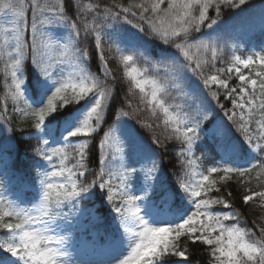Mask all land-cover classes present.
<instances>
[{
    "label": "snow or ice",
    "instance_id": "snow-or-ice-1",
    "mask_svg": "<svg viewBox=\"0 0 264 264\" xmlns=\"http://www.w3.org/2000/svg\"><path fill=\"white\" fill-rule=\"evenodd\" d=\"M247 3L0 0V17H10L7 22L0 20V79L6 89L0 101V121L10 124V100L15 114L32 121V135L42 145L34 148V157L39 159L32 164L38 169L30 185L33 199L25 202L20 196L0 192V251L15 258L0 256V264H68L64 259L69 255L66 237L58 229L74 211L94 216L95 209L81 207V201L97 191L104 193L115 214L116 234L110 237L107 264H190L189 243L207 246L209 264H264V221L253 229L246 221L242 225L240 212L227 198L232 191L226 196L213 195L235 177L243 203L256 201L264 208V50L247 57L233 54L227 67H217L222 49L211 39L195 35L211 36L222 23V8L238 9ZM69 4L74 15L68 13ZM210 10L215 11V17L209 15ZM109 20L128 25L165 46L162 55L171 60L175 77L187 80L189 74L198 76L211 100L219 102V89H223V96L230 101L231 109L223 104L219 107L231 124L216 122L205 129L206 110L193 107L185 111L180 105H168L163 98L166 85L147 77L148 70L139 68L133 55L117 49L124 76L132 86L129 92L138 89L141 102L147 103L153 115L160 110L165 128L171 131L168 138L183 146L178 158L187 155L189 159H181L182 166L193 165L190 157L202 134L215 140L218 161L206 172L185 173L198 178L177 175L174 187L162 181L152 147L160 140L153 133L151 144L142 143L125 119L135 117L138 110L130 113L116 108L120 101L115 87L108 83L112 73L105 57L104 37L116 39L125 47L144 44L119 29L104 33L105 26L111 27ZM260 20L264 30V9ZM53 26L66 29L67 34L56 35ZM81 37L86 42L90 39L91 46L81 47ZM93 62L96 71L92 70ZM233 73L239 82L236 86H230ZM172 86L179 90L175 80ZM128 107L132 108L131 103ZM110 117H114L111 123ZM232 126L242 141L232 138ZM4 130L16 131L11 126ZM51 143L60 146L50 147ZM92 161L98 171L89 170ZM146 161L151 162L150 167ZM7 171L8 162L0 150V174ZM141 174L143 182L134 192L133 178ZM214 174H219L218 180L212 179ZM253 180L260 190L250 187ZM20 182L29 186L23 177ZM216 205H222L224 211H218ZM96 219L100 221V217ZM172 257L180 259L173 261Z\"/></svg>",
    "mask_w": 264,
    "mask_h": 264
},
{
    "label": "trees",
    "instance_id": "trees-1",
    "mask_svg": "<svg viewBox=\"0 0 264 264\" xmlns=\"http://www.w3.org/2000/svg\"><path fill=\"white\" fill-rule=\"evenodd\" d=\"M42 3H47L48 0H41ZM54 2V0H53ZM90 0H80V3H88ZM95 2V0H92ZM110 2V0H107ZM127 4L128 0H120ZM139 2V0H137ZM164 7L167 6L163 5ZM264 9V0H248L246 5L241 6L238 9H231L224 7L221 10L222 23L216 28L211 36L203 35L199 33L195 34L200 39L209 40L211 39L218 48L222 49L221 59L217 62V67H227L231 63L233 54L247 57L255 52L264 50V30H262L260 11ZM68 13L74 15V8L71 4L68 5ZM210 16L215 17V11L210 10ZM31 18V12L29 11V19ZM91 19V17H89ZM0 20L7 22L6 17H0ZM111 27L105 26L103 28L104 33H111L116 29H119L122 34L130 35L139 39L144 46L143 47H125L123 43L116 39H110L107 35L104 37V49L105 57L108 60V67L111 70L112 78L108 79L110 86H114L116 89L117 100L120 103L116 104V108H123L125 111L132 112L133 109H137V114L132 118L127 119V126L134 127L137 133V139L142 143H152V136L155 133L156 137L160 140V144H152L155 149L154 159L160 166L159 176L162 181H165L169 186L174 187L176 185L177 175L184 177L185 179H192L198 177L185 176V173H201L206 172L207 167L213 166L214 162L218 161L216 155V142L213 138L205 135H201L200 140L195 142L193 147V154L190 157L194 161L191 168L182 166L181 159L187 160L189 157L185 155L182 158H178L183 146L176 141L174 138L169 139L171 136L170 129L165 128L163 123L165 117L160 110H157L156 114L153 115L150 107L147 103L141 102V94L138 89L131 88V83L127 77L124 76V67L119 62L120 49L123 54L133 55L136 61V65L141 69H147V77H155L159 81L161 79L167 80L161 83L167 87V94L163 96L168 105H180L185 111H190L193 107L201 108L202 111L206 110L208 120L204 121L202 126L207 129L211 128L212 124L216 122H224L226 125L231 124L227 120L224 112L220 109L219 105H225V108L231 109L232 105L228 99L223 96V89H219L221 92V98L219 102L211 100L206 94L208 89L203 85L202 79L198 76L189 74L187 80L179 79L175 77V71L172 67V62L169 59L164 58L162 55L163 46L159 41H154L147 34H140L135 29H132L128 25L122 23H114L109 20L107 22ZM52 31L56 35H66L67 30L53 26ZM205 33L208 29H203ZM81 47H90L91 40L85 41L83 37L80 40ZM245 50H241L242 47ZM3 68V64L0 63V69ZM92 70L96 71L95 63L92 64ZM247 74L248 70H243ZM208 74H212V69H206ZM33 79L35 74H31ZM3 73L0 72V77ZM29 72L25 71V78L27 79ZM227 78V77H222ZM179 85V90L173 87V82ZM238 80L235 74H232L230 86L238 85ZM30 87V85H28ZM150 88L148 91L150 92ZM213 90H217L213 86ZM6 93V89L3 88V80L0 79V101ZM201 100H204V104L201 105ZM131 103L132 108L128 107ZM8 115L12 117L10 124L3 123L0 127V150L3 151L4 157L8 162L7 174H0V192H3L6 196H20L25 202L31 201L35 195L32 188L29 186L26 188L22 184L21 177L27 180L29 185L36 175L38 169L32 166L33 161L39 159L34 157V148L38 145V141L33 137L35 131L32 127V121L22 120L17 114L12 111L11 101H8ZM114 117L109 118V123ZM138 121H144L151 124V128L144 127ZM11 126L16 129L15 132L9 133L4 129ZM255 127V125H253ZM20 128L24 131L21 132ZM104 130H107V125L104 126ZM230 135L234 140L242 141L241 134L235 129V126L230 128ZM102 135V133H101ZM58 143H51L50 147H58ZM246 148V146H245ZM215 158V160H214ZM134 159V158H133ZM147 167L151 166L150 161L145 162ZM222 163V162H221ZM91 172L98 171V167L95 161H92L89 165ZM255 172L253 173V176ZM92 177H89L91 179ZM107 179V177H105ZM143 174L134 177L132 181V190L138 189L143 182ZM212 179H219V174H214ZM220 186V185H218ZM250 187L253 190H260L256 186V181L253 180ZM227 191H232L233 195L227 197L232 203L233 207L240 212L242 225L246 221V226L250 229L255 226H260L264 221V208L259 206V203L254 201L250 205H245L242 201L241 194L242 190L236 184V178L234 177L227 186L221 187L220 193L213 192V195H227ZM89 207L95 209V215L100 217V221H93L88 214H81L79 212H73L69 215L68 220L76 223L81 215L87 217L81 221L84 230L80 234H76V237L83 235L88 242L91 241L90 233L96 231L98 238L101 240L102 234L107 232L109 227L114 223V213L111 212L110 206L107 204L104 198V193L97 191L91 198H86L81 201V207ZM218 211H224L223 206L220 205L216 208ZM67 211V210H66ZM67 220V221H68ZM63 222V221H62ZM61 222V223H62ZM226 223H232L228 221ZM258 234V233H257ZM188 256L190 264H209V253L207 246L202 244H188ZM171 260H179L178 257H172Z\"/></svg>",
    "mask_w": 264,
    "mask_h": 264
},
{
    "label": "rangeland",
    "instance_id": "rangeland-1",
    "mask_svg": "<svg viewBox=\"0 0 264 264\" xmlns=\"http://www.w3.org/2000/svg\"><path fill=\"white\" fill-rule=\"evenodd\" d=\"M6 19L9 20L10 17H6ZM162 81L166 80L161 79L160 82ZM138 189H133V191L135 192ZM218 206L220 205L214 207L217 208ZM96 217V215L90 216L93 221L97 222ZM86 218L87 217L84 215H81L76 223L70 220L61 223L58 231L59 234L66 237L65 250L69 253L64 259L68 261V264H107L109 252L112 247L110 245V237L116 234L115 223H113L108 231L102 235L101 240L98 238L96 231H92L90 233L91 241L88 242L83 235L76 237V234H80V232L84 230L81 221ZM0 256L11 258L10 253H4L3 251H0Z\"/></svg>",
    "mask_w": 264,
    "mask_h": 264
}]
</instances>
